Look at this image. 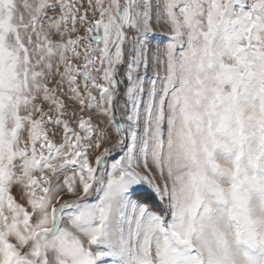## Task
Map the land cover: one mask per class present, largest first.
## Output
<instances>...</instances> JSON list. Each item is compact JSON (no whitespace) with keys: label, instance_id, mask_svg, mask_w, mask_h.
Returning <instances> with one entry per match:
<instances>
[{"label":"snow or ice","instance_id":"6c2138e0","mask_svg":"<svg viewBox=\"0 0 264 264\" xmlns=\"http://www.w3.org/2000/svg\"><path fill=\"white\" fill-rule=\"evenodd\" d=\"M0 264H264V0H0Z\"/></svg>","mask_w":264,"mask_h":264},{"label":"rangeland","instance_id":"374dc122","mask_svg":"<svg viewBox=\"0 0 264 264\" xmlns=\"http://www.w3.org/2000/svg\"><path fill=\"white\" fill-rule=\"evenodd\" d=\"M129 39H130V41H133V42H134L135 37H130ZM132 47H133V45L130 44V45H129V50H130V51H131ZM132 71H133V74L136 75V76H137L138 78H140L141 80L147 79L148 76L151 75V73H147V74L144 73L143 70H141L139 73H135V69H132ZM127 85H128V81H127V79H126L125 77H121L120 96H121V99H122V100L125 99V89H126ZM128 91L131 92V89H128ZM120 115H123V113L118 112V117H119Z\"/></svg>","mask_w":264,"mask_h":264}]
</instances>
